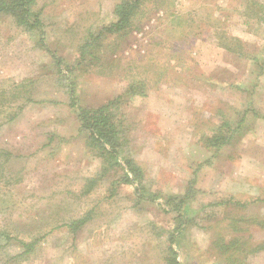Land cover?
Segmentation results:
<instances>
[{
	"label": "rangeland",
	"instance_id": "374dc122",
	"mask_svg": "<svg viewBox=\"0 0 264 264\" xmlns=\"http://www.w3.org/2000/svg\"><path fill=\"white\" fill-rule=\"evenodd\" d=\"M117 1L36 0L43 42L0 15V148L11 153L0 177V264H165L177 222L166 197L187 189L193 219L175 246L181 264H226L220 237L238 243L244 264H264V248L244 246L264 243V23L254 12L264 0H144L130 31L101 36L98 58L73 69L82 105L144 84L145 95L123 106L126 153L154 200L138 199L131 184L111 193L115 172L101 176L69 106V78L50 55L76 60ZM245 110L231 143L204 145L212 125ZM21 239L35 242L33 252L10 258Z\"/></svg>",
	"mask_w": 264,
	"mask_h": 264
},
{
	"label": "trees",
	"instance_id": "16d2710c",
	"mask_svg": "<svg viewBox=\"0 0 264 264\" xmlns=\"http://www.w3.org/2000/svg\"><path fill=\"white\" fill-rule=\"evenodd\" d=\"M144 0H118L113 6V20L107 25L102 26L97 33H90L88 36L82 37V42L78 45V56L73 62H64L62 57L57 56L54 52H50L51 57L54 59L58 66L60 74H65V78H69L68 98L69 106L75 112L78 122V132L83 134L84 143L87 148L93 152L99 159L102 172L101 176L108 172L114 171L115 178L110 182L111 193L120 184H131L134 186L135 195L138 199L151 198L154 200L156 195L151 194L145 188V175L142 166L135 161L130 155L126 153L127 136H126V114L123 106L136 95H145L144 84L142 81L132 82L125 87V89L106 100L105 102L96 105L88 106L82 105L76 93V76L73 69L82 65L88 59L98 58V46L102 37L112 35V37H119L125 35L133 27V19L140 12ZM256 5V4H255ZM36 0H0V15L8 16L12 22L26 30H35L38 33L39 41H44V31L42 29V22L39 18L38 12L35 11ZM258 10L254 11L257 18L264 23V5L257 4ZM218 44H221L227 50L236 52L238 55L248 56V52H242L241 48L232 46L230 42H224V39H219ZM97 53V54H96ZM255 58L254 56H250ZM66 70V71H63ZM31 101V97L26 98ZM24 104L17 105L16 112L6 114L8 120L15 118L18 113L23 109ZM247 110L239 113L238 118L223 117L220 122L212 125L209 128V133L203 136V143L209 148L214 150H221L223 146L231 143L235 134H237L243 125L247 115ZM253 115L258 116L259 113L253 110ZM11 153L3 148H0V177L3 176L5 171V162L9 159ZM120 171V174L117 172ZM5 179H9L6 175ZM191 181L190 183H192ZM192 185V184H191ZM187 189L181 194L169 195L166 198L167 209L166 212L175 213L176 225L168 237V252L165 257V264H181L175 246H177L179 237L182 235L183 229L191 218L187 212V200L192 195L188 193ZM148 192V193H147ZM229 203L242 205V203L230 198ZM245 204V203H243ZM90 213H86L82 217L75 218L66 223L71 231H76L81 224L90 219ZM220 255L224 256L227 260L226 264H244L242 257H236L235 254L238 243L233 239L219 238ZM238 240L237 238H235ZM23 250L10 258L24 256L28 252H33L35 242L19 240ZM217 244L218 242L215 241ZM250 250H258L264 248V243H249L245 245ZM253 246V247H252ZM252 247V248H251ZM0 249L3 246L0 245ZM232 249L233 252L228 253ZM239 253V251H238Z\"/></svg>",
	"mask_w": 264,
	"mask_h": 264
}]
</instances>
